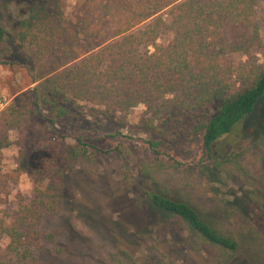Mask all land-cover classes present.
Here are the masks:
<instances>
[{
    "label": "trees",
    "instance_id": "1",
    "mask_svg": "<svg viewBox=\"0 0 264 264\" xmlns=\"http://www.w3.org/2000/svg\"><path fill=\"white\" fill-rule=\"evenodd\" d=\"M17 1L26 16L8 27L0 25V45L18 41L26 47L35 85L0 109V205L8 193L1 159L11 143L9 133L18 131L24 138L33 121L47 128L68 118L71 108L86 104L105 118L139 104L150 119L172 108L210 107L200 128L211 172L248 176L240 152L216 155L215 145L242 124L249 126L247 139L264 144V122H254L264 100V66L254 59L262 44L257 11L264 0H76L69 13L64 0ZM164 34L169 38L161 42ZM238 57L245 59L236 62ZM76 142L79 146L67 145L64 166L44 156L30 172L31 199L0 216V237L7 238L11 264H35L32 242L41 237L53 241L52 232L42 235L36 226L60 208L62 169L77 158L110 152L81 136ZM13 172L16 178L22 169ZM42 177L47 178L44 187L37 185ZM143 193L152 210L177 219L221 264H231L239 244L224 226L187 201L153 190Z\"/></svg>",
    "mask_w": 264,
    "mask_h": 264
},
{
    "label": "rangeland",
    "instance_id": "2",
    "mask_svg": "<svg viewBox=\"0 0 264 264\" xmlns=\"http://www.w3.org/2000/svg\"><path fill=\"white\" fill-rule=\"evenodd\" d=\"M75 1L64 0L66 13ZM25 16L17 0H0L1 26ZM257 17L262 44L254 59L264 66L263 6ZM168 38L164 34L160 41ZM0 60V105L4 107L35 85L30 83L34 68L26 47L18 41L0 45ZM25 98L30 101L28 95ZM86 105L71 108L68 118L47 128L33 121L25 128L24 138L11 131V143L2 150L1 171L9 178L0 216L14 213L31 199L30 172L41 166L44 156L59 166L67 164L66 147L79 146L77 136L110 150L77 158L62 169L60 208L36 226L42 235L52 232L54 239L41 237L32 242L35 264H221L215 252L184 224L152 210L146 203V190L187 201L224 226L239 244L231 264H264V144L247 139L249 126H238L215 145L216 155L240 152L248 176L239 179L211 172V163L202 152L200 125L212 113L210 107L172 108L150 119L143 104L107 118L93 114ZM254 117L255 123L264 122V100ZM85 148L89 153L90 147ZM17 166L22 172L14 178ZM46 183L42 177L37 185ZM6 245L7 238L1 236L0 261L11 264Z\"/></svg>",
    "mask_w": 264,
    "mask_h": 264
},
{
    "label": "built area",
    "instance_id": "3",
    "mask_svg": "<svg viewBox=\"0 0 264 264\" xmlns=\"http://www.w3.org/2000/svg\"><path fill=\"white\" fill-rule=\"evenodd\" d=\"M2 108V106L0 105V109Z\"/></svg>",
    "mask_w": 264,
    "mask_h": 264
}]
</instances>
